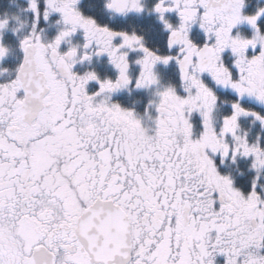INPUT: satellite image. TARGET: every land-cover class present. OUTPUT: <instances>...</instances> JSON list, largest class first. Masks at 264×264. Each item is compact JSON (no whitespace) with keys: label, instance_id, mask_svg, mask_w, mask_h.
<instances>
[{"label":"snow or ice","instance_id":"6c2138e0","mask_svg":"<svg viewBox=\"0 0 264 264\" xmlns=\"http://www.w3.org/2000/svg\"><path fill=\"white\" fill-rule=\"evenodd\" d=\"M103 7L0 14V264H264V2Z\"/></svg>","mask_w":264,"mask_h":264},{"label":"flooded vegetation","instance_id":"af4514ba","mask_svg":"<svg viewBox=\"0 0 264 264\" xmlns=\"http://www.w3.org/2000/svg\"><path fill=\"white\" fill-rule=\"evenodd\" d=\"M3 3V0H2ZM82 7L84 10L92 15H95L102 21H110L115 24L117 27H123L128 30L136 29V30H142L147 28L149 25L156 24V31H159V25L158 22L155 21L154 17L148 16L145 14L144 16H136V15H129L128 17H117L115 19L111 18V14L107 12L103 7V0H81ZM3 12V9H1V13ZM150 38H153L152 34H149ZM156 43L163 44V36L162 34L157 36L154 40ZM106 60V57H100L97 58V63L101 68H106L110 70V65H106L104 61ZM15 60L9 59L8 63L13 64ZM141 90L133 88L131 91L125 90L120 94V99L127 104L126 101H128V104H136L139 106L140 98H139V92ZM132 95V96H131ZM129 98H132L133 101L127 100ZM130 102V103H129ZM142 107V106H139ZM233 168L239 172V169L236 168V166H233Z\"/></svg>","mask_w":264,"mask_h":264},{"label":"rangeland","instance_id":"374dc122","mask_svg":"<svg viewBox=\"0 0 264 264\" xmlns=\"http://www.w3.org/2000/svg\"><path fill=\"white\" fill-rule=\"evenodd\" d=\"M262 2H264V0H262ZM26 6H27V0H3V3L0 5V14H5V13L16 14V15H20L22 19H26L27 16L30 15V13L21 11V9ZM1 9H3L2 13H1ZM12 26L13 27L18 26V22L13 21ZM54 30H55L54 26L53 28L49 29L50 32ZM8 39L14 42V37L12 36L11 32L8 33ZM10 59L14 60V58H10ZM148 95L149 93L146 90H141L139 92V98H140L139 106H143V104L147 102ZM127 100H130L131 102L133 101L132 98H129ZM126 102L128 104V101ZM245 127L251 130L252 135H256L260 131L259 125L258 124L253 125L251 124V122H246ZM246 167L247 165L245 164V162L241 161L238 169L240 171L241 169H245ZM250 176H251V173H249L243 179H241L240 183L247 186Z\"/></svg>","mask_w":264,"mask_h":264},{"label":"trees","instance_id":"16d2710c","mask_svg":"<svg viewBox=\"0 0 264 264\" xmlns=\"http://www.w3.org/2000/svg\"><path fill=\"white\" fill-rule=\"evenodd\" d=\"M2 4V0H0V5Z\"/></svg>","mask_w":264,"mask_h":264}]
</instances>
